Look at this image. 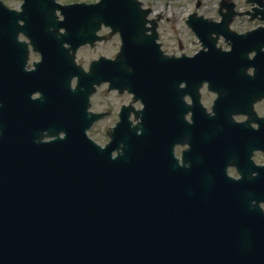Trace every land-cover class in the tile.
<instances>
[{"label": "water", "instance_id": "95a60500", "mask_svg": "<svg viewBox=\"0 0 264 264\" xmlns=\"http://www.w3.org/2000/svg\"><path fill=\"white\" fill-rule=\"evenodd\" d=\"M263 2L248 0L260 6H264ZM98 6L96 14L113 18L108 25L122 33L124 52L144 51L149 57L160 56L157 27L152 37H146L149 12L138 7L137 0H103ZM224 9L229 12L221 13L223 23L217 26L232 40L234 56L257 52L264 68V35H258L262 32L245 37L232 34L229 26L239 14L234 12L235 5L223 1L221 12ZM128 11L133 15L128 16ZM55 12V7L46 8L42 0H26L23 13L9 10L0 1L3 102L27 105L26 91L34 73L25 72L28 51L18 43V37L58 35ZM70 20L75 22V16ZM87 22L83 27L89 31L96 21ZM77 28V21L70 26L74 31ZM196 32L210 48L216 46L218 39L211 38L214 28H197ZM86 35L94 37L95 33ZM72 36L75 40L69 41L71 45L86 43ZM54 45L58 49L46 56L44 67L52 66L61 56L74 67L69 50L61 49L63 42L54 41ZM77 75L79 86L72 91L71 81ZM58 77L52 76L53 87L60 84L74 97L72 101L66 98L67 115L71 114V105L74 115L68 116L70 140H64L65 149L59 146L58 137L48 145L37 136L29 152L21 149L11 154L13 140L3 144L0 140L4 150V157H0V264H264V233L242 234L231 229L225 216L208 213L220 210L216 204H180L164 196L172 195L166 191H172L173 186L159 185L147 175L145 153L139 150L147 141L139 133L144 131L143 126L121 123L116 134L120 133L118 141L124 139L120 146L123 152L116 159L108 154L102 158L84 135L92 123L86 115L89 97L84 96V91L92 83L80 71L69 74L66 83H59ZM55 143L58 145L53 147ZM12 156L18 159L16 164L11 162ZM260 229L264 231L262 224Z\"/></svg>", "mask_w": 264, "mask_h": 264}, {"label": "flooded vegetation", "instance_id": "af4514ba", "mask_svg": "<svg viewBox=\"0 0 264 264\" xmlns=\"http://www.w3.org/2000/svg\"><path fill=\"white\" fill-rule=\"evenodd\" d=\"M259 9L252 10L258 18L251 21L258 23L256 27L235 31L238 17L230 29L239 34L264 29V6ZM209 20L213 24L222 22L220 17ZM193 27L197 29L196 24ZM210 28L215 29L211 38L218 39L221 50L213 52L208 47L205 57L197 58L203 48L199 41L194 52L183 45L177 52L170 51L159 34L163 55L143 61L142 71L130 65L119 72L116 58L120 50L109 48V44L120 41L117 36L81 48L79 64L84 51L94 53L88 67L81 64L86 71L94 64L90 110L95 121L88 135L101 146L113 143L115 157L120 149L114 132L118 123H140L147 140L141 145L147 175L155 183L173 186L166 192H172L180 204H216L220 210L208 213L222 214L238 233L254 234L264 224L263 60L257 52L235 57L221 29ZM108 35L109 30L102 28L100 36ZM19 39L28 51L25 72L34 76L28 84L25 107L0 100V140L2 144L13 140L11 154L21 149L29 152L37 136L44 142L67 136L69 94L60 84L53 87L52 76H59L58 82L62 83L69 71L68 61L61 56L52 66L44 67L46 56L56 50L48 43L53 40L50 36L33 37V43L24 36ZM59 146L65 149L66 144L62 140ZM0 157H4L3 147ZM17 160L11 157L14 164ZM169 177L172 181H161Z\"/></svg>", "mask_w": 264, "mask_h": 264}, {"label": "rangeland", "instance_id": "374dc122", "mask_svg": "<svg viewBox=\"0 0 264 264\" xmlns=\"http://www.w3.org/2000/svg\"><path fill=\"white\" fill-rule=\"evenodd\" d=\"M9 7L18 8L21 0H3ZM79 0H58L61 4L74 3ZM86 2H97L99 0H80ZM145 6L154 13L150 19L162 18L159 34L160 41H163L170 51H178V47L183 45L185 50L194 52L199 46L197 38L188 28L186 21L193 14L200 17L216 20L219 18V4L221 0H140ZM242 13L252 12L253 7L247 4V0H232ZM199 3H201L200 7ZM258 23L251 22L248 16L240 17L233 28L238 32H245L257 26ZM116 43V44H115ZM109 48L115 52L119 51V41L109 44ZM94 53L84 51L79 61L86 67L93 59Z\"/></svg>", "mask_w": 264, "mask_h": 264}, {"label": "bare ground", "instance_id": "6f19581e", "mask_svg": "<svg viewBox=\"0 0 264 264\" xmlns=\"http://www.w3.org/2000/svg\"><path fill=\"white\" fill-rule=\"evenodd\" d=\"M127 14H128V16H132V15H133V14L131 13V11H128ZM126 29H127V28H126ZM65 44H67V43H65Z\"/></svg>", "mask_w": 264, "mask_h": 264}]
</instances>
